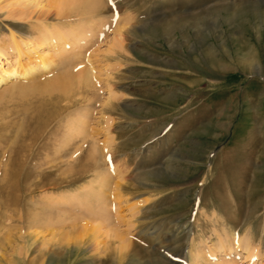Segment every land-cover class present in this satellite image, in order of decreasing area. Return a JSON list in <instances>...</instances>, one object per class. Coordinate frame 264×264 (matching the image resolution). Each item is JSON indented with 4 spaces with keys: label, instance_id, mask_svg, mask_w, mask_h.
Instances as JSON below:
<instances>
[{
    "label": "rangeland",
    "instance_id": "374dc122",
    "mask_svg": "<svg viewBox=\"0 0 264 264\" xmlns=\"http://www.w3.org/2000/svg\"><path fill=\"white\" fill-rule=\"evenodd\" d=\"M27 1L38 6L0 0V49L9 54L0 71L16 61L15 36L35 35L28 14L44 15L53 2ZM115 2L90 21L57 26L49 15L33 24L47 37L63 34L58 51L51 39L43 49L58 64L52 75L69 70L70 45L89 29L81 57L92 61L96 84L80 96L93 112L85 111L84 141L62 148L71 117L43 130L23 122L29 129L19 135L9 125L22 122L21 109L10 85L0 87V264H117L118 237L134 242L123 264H182L175 257L188 261L191 252L193 264L225 255L264 264L261 246L252 258L219 246L232 230L251 229L257 241L264 231V0ZM116 12L131 26L120 48ZM77 147L85 157L73 175ZM10 156L18 168L2 181ZM121 172L127 182L116 190ZM104 175L113 189L107 204L94 201Z\"/></svg>",
    "mask_w": 264,
    "mask_h": 264
},
{
    "label": "bare ground",
    "instance_id": "6f19581e",
    "mask_svg": "<svg viewBox=\"0 0 264 264\" xmlns=\"http://www.w3.org/2000/svg\"><path fill=\"white\" fill-rule=\"evenodd\" d=\"M109 2L110 3L113 2V4L117 3V2H115V0H53L52 4L49 5V7L46 8V10H44L41 7L45 12L47 11L45 13L46 15L41 14L42 13L41 10L38 13L35 12V14L34 13L31 14L30 12H32V11H28L30 13L27 16L30 19V22H28V23L29 24L32 23V25H29V27L31 26L33 28L35 35L34 36L29 35L27 38H24L26 35L23 36L24 34L19 33V36H17V37L15 36V38L19 39V41H20L14 45V51H16V55H17L16 61L14 62L13 65L8 64L7 69L0 71V87L3 85H7V84L10 85L9 91H7L9 94V97L11 100L12 99L15 100L18 108L21 109V111L19 113H20L22 122H19V124L15 123L13 125L11 123L9 125L10 128H16V131H17L16 133L19 134V131L22 132L23 129L25 128V127L23 128V126H22V125H24L23 122H25V124H27V126L37 127L39 130L42 127L41 129L43 130L46 127L45 126L46 124L51 125L52 123H55L58 121L60 122L65 118L67 119V118L71 117L70 120L67 122V125H66L67 126L65 129L66 135H65V138H64L63 143H62V148L67 147L70 144H73L74 142H76L80 138L82 141H84V139H85L84 134L87 133L86 130H87V126H88V124H87L88 123L87 122L88 117L86 115V112L91 111V110H89V109L87 110V108H89L88 106H87V108L84 107L85 105L83 104L82 99H80V96L84 92L82 89H84L86 87H87V89H91V90L93 89L94 83H95L94 80L96 77V71H95L94 66L92 65V61L89 60L90 58L88 59L89 56H87V54L83 53L84 56L81 57V55H82V52H81L82 48L81 47H83V45L87 42V40H86L87 37H92V36H85L86 34H88L87 31H89V29H87L85 31L84 36L81 35V36H83L82 37L83 40H81L79 43L73 42L70 45L71 46L69 49L71 51V53L69 55L70 56V58H69L70 62L68 64L69 66L67 65L69 70H66L63 72H55V74L52 75L51 73L54 71V69L57 68L58 64L54 60H51L52 58L48 57V55L45 54L48 52L44 53L43 49L47 45V39H51V41H52L51 46H52L53 52L58 51L60 49V47L58 46V44H56V41H57L56 38H62L63 39V34H59V32H57V31L56 32L55 31L54 32L48 31V33L50 32L51 36L47 37L48 35H45V31H47L46 27H44V26L42 28L39 26L36 27L35 25L33 26V24H35L34 22H36V24L37 23L41 24L42 19H40V17L44 16L43 18H45L49 15H50L49 17L52 19L51 20L52 23H54V25H57V26L58 25H66V24H70L73 22H79L80 23V22H84L85 20L90 21L91 19H93V17H96L98 14H100L101 11L106 10L108 8V4H110ZM16 3L17 4L19 3L22 6V8H24V9L25 8L28 9L31 5L32 6L36 5V4H34V2L30 3L27 0H16ZM48 4H50V3H48ZM152 4L156 5L157 1L153 2ZM36 6H38V5H36ZM14 8H15V6H14ZM14 10H16V9H13V11ZM18 11H19V9H18ZM18 11H16V12L14 11L15 14ZM33 11H35V10H33ZM24 12L25 11H23V12L20 11V13H22V15ZM116 13L117 14H115L116 16H114V20L112 22L117 21V23H118V27H117L115 33L117 35V38H118L117 43L119 44V48H120L122 45V41H123L124 31L129 29L131 26H130V22L128 20L119 19L120 15L118 14V12H116ZM25 14L26 13H24V18H26ZM16 15H18V13ZM57 26H55V27H57ZM61 27L62 26H60V28ZM39 28L42 30H40ZM45 28H46V30H45ZM98 32H99L98 37H100V35L102 37L106 35V29H104V28L98 30ZM39 33H41V34H39ZM12 35L14 37V34H12ZM10 39H12V38H10ZM48 43H50V42H48ZM7 55H9V54L6 53L5 50L0 49V62H2L1 60L3 59V57H6ZM23 55H25L27 57V62L25 65H22L19 62L20 61L19 59ZM58 58H62V57L59 55ZM64 59L65 58H63L61 60H64ZM64 68H63V70L66 69V68L65 69ZM42 76L43 77L47 76V77L41 81L37 80L36 82H32L31 84H28V82L34 81L38 77L42 78ZM95 88H96V86H95ZM109 94L111 96L112 92H109ZM78 97H79V99H78ZM19 113H17V114H19ZM92 113L93 112L91 111V114ZM81 115H83V116H81ZM72 116L73 117L75 116V117L72 118ZM45 122H46V124H45ZM27 126L25 128L26 130L29 129V127L27 128ZM25 129H24L23 133L25 132ZM32 129L34 131V128H32ZM36 134H38V133H36ZM27 135H29V134H27ZM79 150H80L79 147H77L72 152V154H76ZM15 155H16V153H15ZM83 155L85 157V154L81 153V151H79V155L74 158L75 162H73L74 163L73 167H75V168L69 169L68 170L69 174H71V173H75L73 175L80 174V172H81V170H79L80 166L78 167L79 169L76 167H77L79 159H81L83 157ZM88 156H92L91 158H94L93 157L94 155L91 153ZM88 156L85 159H87ZM6 160H8V161L4 165V168L1 172L2 176H3L2 181H4V179H5L4 176L7 175L6 177H8V175H10L11 173L15 174V171H17V168H18L17 167L18 161L16 160L15 157L10 156L9 159H6ZM136 162H137V160H136ZM20 166H22V165H20ZM75 169H78V171ZM48 173H50V172H44V174H46V176H49ZM42 174H43V172H42ZM62 176L63 175H61V177ZM119 176H120L121 182H115V183L113 182L114 189H116V190H118V189L121 190L122 186H124L123 184H125L127 182L125 180V178H127V177H124V176H126L124 173L119 174ZM109 180H110L109 177L105 176V175L103 177H101V179H99V181H101V184H100L101 189L98 192L94 193V201L96 203L107 204L109 202V196H107V194H106V192L108 191L107 187L111 188V185H112L111 180L110 181ZM12 184L13 183H10L9 185H12ZM3 185H6V184H4V182H2V184H1L2 187L0 186V188H3ZM102 188H104V189L106 188V190L103 191ZM56 218H57L56 219L57 223H59L60 225L64 224L65 219L63 218V216H61V213H59ZM37 219H38V217L35 218V220H37ZM36 225H38V224H36ZM44 225H45V227H50V226H52V221L51 222L46 221L44 223ZM136 234L141 235V232L138 231V232H136ZM229 235L230 236L228 239L226 237L227 240L221 239L219 241L220 248H223V244L226 243V244H228L229 249H231L232 247L233 248L238 247V248H240V250L243 249V252L245 253V258H252L256 254L257 248L259 246H261L264 250V231L261 232L260 234H258V237H259L258 241L255 240V232L251 229H247L244 233H240L238 231L232 230ZM73 236H71V237L73 238ZM66 238H68V237H66ZM72 238H71V240L66 239L67 241L64 239L60 240L61 244L64 243V244L68 245L72 241ZM118 238L120 239V243H119L120 245H118L119 246L118 250H119L120 254H119L116 262H117V264H123L125 262V260L128 259L127 256L129 254V250L131 251L132 247L134 246V242L132 240V237L129 238L128 240H123L120 237H118ZM79 240L80 239H78V241ZM80 242H81V240H80ZM58 243H59V240H58ZM75 243H76V241H74L73 244H75ZM95 246H96V244H95ZM64 248H65V246H64ZM197 253H199V252H197ZM225 256H226V258L222 257L220 259H217V262H218L217 264H237L234 259H231V257H229L228 255H225ZM189 257H191V258L188 261L186 260V256H177L175 258L178 261H181L182 264H193L196 261L195 260L196 256H195L194 252H191ZM130 264H142V263H140L138 260H134V261H131Z\"/></svg>",
    "mask_w": 264,
    "mask_h": 264
}]
</instances>
